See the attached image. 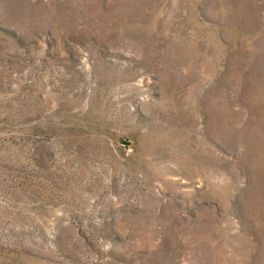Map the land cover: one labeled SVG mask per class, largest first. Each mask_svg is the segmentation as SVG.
Wrapping results in <instances>:
<instances>
[{
	"label": "rangeland",
	"instance_id": "rangeland-1",
	"mask_svg": "<svg viewBox=\"0 0 264 264\" xmlns=\"http://www.w3.org/2000/svg\"><path fill=\"white\" fill-rule=\"evenodd\" d=\"M0 264H264V0H0Z\"/></svg>",
	"mask_w": 264,
	"mask_h": 264
}]
</instances>
